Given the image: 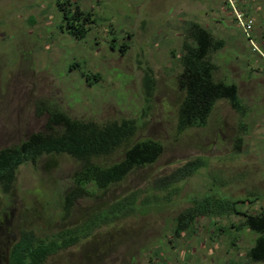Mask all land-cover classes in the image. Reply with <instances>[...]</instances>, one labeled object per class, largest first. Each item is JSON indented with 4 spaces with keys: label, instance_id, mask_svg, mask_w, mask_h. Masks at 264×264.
<instances>
[{
    "label": "rangeland",
    "instance_id": "374dc122",
    "mask_svg": "<svg viewBox=\"0 0 264 264\" xmlns=\"http://www.w3.org/2000/svg\"><path fill=\"white\" fill-rule=\"evenodd\" d=\"M72 1L96 19L84 39L61 29L57 0H0V149L46 131L50 111L59 109L101 125L135 119L129 145L154 139L164 151L105 190L89 185L91 194L77 199L68 217L64 197L77 160L62 153L22 164L11 192L0 190V235L23 228L52 234L137 192L140 202L150 195L153 203L102 225L48 264H264L246 255L260 234L243 226L242 215L201 216L173 234L175 217L198 197L247 199L238 208L264 212V0ZM239 13L253 20L252 41ZM193 22L225 40L211 54L215 78L237 84L244 109L219 100L206 126L179 132L180 56ZM74 61L82 69H71ZM82 70L98 80L91 84ZM123 155L124 148L97 161L109 165ZM197 157L206 165L173 184L176 193L155 188Z\"/></svg>",
    "mask_w": 264,
    "mask_h": 264
},
{
    "label": "trees",
    "instance_id": "16d2710c",
    "mask_svg": "<svg viewBox=\"0 0 264 264\" xmlns=\"http://www.w3.org/2000/svg\"><path fill=\"white\" fill-rule=\"evenodd\" d=\"M57 2L63 15L61 29H65L75 38H86L90 25L96 22L93 13L90 10H82L79 4L72 0H57ZM126 43L118 45L123 52ZM224 45L223 38H215L199 23L193 22L188 27L180 56L183 69L178 75V85L185 93L178 108L179 132L192 127L206 126L219 100H227L235 110L243 112L244 106L237 84L215 78L217 66L212 61L211 54ZM77 68L82 69L81 64L74 61L71 69ZM82 72L91 84L98 80L99 75L83 70ZM46 127V131L32 133L19 144L0 149V190L4 193L11 192L22 164L36 163L44 155L69 154L77 160L79 166L73 175L74 185L64 197V217L70 215L77 199L89 197L91 194L89 185L105 190L112 184L125 180L134 170L155 163L164 151L163 144L154 139H143L129 145L137 130V122L132 118L101 125L94 121L72 118L56 109L50 111ZM122 148L124 155L121 160L109 165L97 161L112 156ZM205 161L203 157L188 161L170 175L160 178L161 186L158 188L156 182L155 188L176 193L177 188L171 190L172 185L195 174L206 165ZM153 201L151 202L148 195L140 202L138 193L133 192L101 210L91 214L89 211L85 212L78 223L58 230L52 235L43 236L37 234L34 229L23 228L20 231L23 237L14 248L26 251L29 264H43L42 261L47 255L79 243L104 224L142 211L143 208L139 210L138 205L147 207ZM247 201V199L213 196L195 198L190 201L191 206L175 217L173 234L179 237L201 216L213 218L231 214L242 215L243 226L246 225L250 230L260 234L255 245L246 252V255L253 262H264V212L248 213L238 208L239 203ZM107 210H112L113 214L110 216L103 214Z\"/></svg>",
    "mask_w": 264,
    "mask_h": 264
},
{
    "label": "flooded vegetation",
    "instance_id": "af4514ba",
    "mask_svg": "<svg viewBox=\"0 0 264 264\" xmlns=\"http://www.w3.org/2000/svg\"><path fill=\"white\" fill-rule=\"evenodd\" d=\"M22 237L23 235L21 233L0 235V264H29V258L26 255V251H22L20 249L14 248L15 245L19 244ZM88 238L89 237H86V239ZM77 244L78 243L73 244L67 248L58 249L52 254L47 255L46 257H44V260L42 261L43 264H48L50 260L56 257L59 253L66 252L70 247L76 246ZM61 260L62 261H60L58 264H69L71 261L70 260L68 262L67 258H61Z\"/></svg>",
    "mask_w": 264,
    "mask_h": 264
},
{
    "label": "built area",
    "instance_id": "2783aa9c",
    "mask_svg": "<svg viewBox=\"0 0 264 264\" xmlns=\"http://www.w3.org/2000/svg\"><path fill=\"white\" fill-rule=\"evenodd\" d=\"M228 1L232 2V0H228ZM239 14L240 15H238L237 20H238L240 26L242 27L243 31L245 32V34L252 41V37H251V33L250 32H251V30L253 28V20H252V18L245 19L241 13H239Z\"/></svg>",
    "mask_w": 264,
    "mask_h": 264
},
{
    "label": "crops",
    "instance_id": "0c3cea01",
    "mask_svg": "<svg viewBox=\"0 0 264 264\" xmlns=\"http://www.w3.org/2000/svg\"><path fill=\"white\" fill-rule=\"evenodd\" d=\"M251 15H252L251 17H253V18H254V20H255L254 22H256V21L263 22V20H261V19H259V20H258V19H256V18H255V16H253V14H252V13H251ZM262 24H263V23H262ZM261 26H262V25H261ZM261 31H262V30H261ZM240 240H241V239H240ZM238 241H239V240H237V245H238Z\"/></svg>",
    "mask_w": 264,
    "mask_h": 264
}]
</instances>
